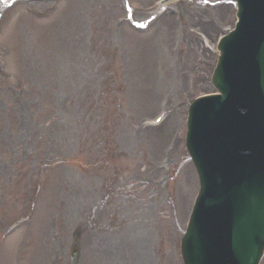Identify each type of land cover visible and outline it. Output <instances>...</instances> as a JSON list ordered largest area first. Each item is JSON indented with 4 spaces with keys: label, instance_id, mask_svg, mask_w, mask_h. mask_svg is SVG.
<instances>
[{
    "label": "rangeland",
    "instance_id": "374dc122",
    "mask_svg": "<svg viewBox=\"0 0 264 264\" xmlns=\"http://www.w3.org/2000/svg\"><path fill=\"white\" fill-rule=\"evenodd\" d=\"M150 1L20 0L1 12L0 264H68L77 239L79 264H181L198 192L186 111L214 90L235 6L178 0L139 34L127 14L145 19ZM160 111L166 122L149 126Z\"/></svg>",
    "mask_w": 264,
    "mask_h": 264
},
{
    "label": "water",
    "instance_id": "95a60500",
    "mask_svg": "<svg viewBox=\"0 0 264 264\" xmlns=\"http://www.w3.org/2000/svg\"><path fill=\"white\" fill-rule=\"evenodd\" d=\"M237 1L239 23L219 47L213 79L220 96L191 112L201 195L184 264H257L264 249V0Z\"/></svg>",
    "mask_w": 264,
    "mask_h": 264
},
{
    "label": "bare ground",
    "instance_id": "6f19581e",
    "mask_svg": "<svg viewBox=\"0 0 264 264\" xmlns=\"http://www.w3.org/2000/svg\"><path fill=\"white\" fill-rule=\"evenodd\" d=\"M223 2V0H217V2L216 3H222ZM166 122V121H165ZM144 243H145V241H140L139 243H137V246H138V248H142V247H144L143 245H144ZM135 247L136 246H134V247H132L131 249H132V254L133 253H135ZM119 253V251L116 253V254H118Z\"/></svg>",
    "mask_w": 264,
    "mask_h": 264
}]
</instances>
